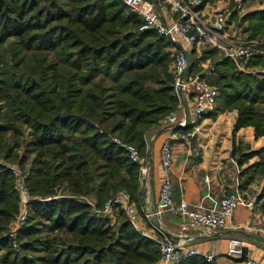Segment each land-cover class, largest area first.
I'll use <instances>...</instances> for the list:
<instances>
[{"label": "trees", "instance_id": "16d2710c", "mask_svg": "<svg viewBox=\"0 0 264 264\" xmlns=\"http://www.w3.org/2000/svg\"><path fill=\"white\" fill-rule=\"evenodd\" d=\"M242 19L247 38L264 37V8ZM140 24L121 0H0V153L28 165L36 198L14 247L9 224L18 195L0 163V264L158 263V241L122 209L113 218L99 212L118 191L138 207L144 202L141 163L113 138L135 144L141 155L147 129L179 103L174 43ZM200 53L189 71L217 50ZM213 62L216 109H236L234 130L250 125L264 136V72L241 71L221 55ZM252 63L264 69V55ZM240 148L234 142L232 155ZM262 153L264 147L239 160L258 154L255 167L264 172ZM177 264L208 263L198 254Z\"/></svg>", "mask_w": 264, "mask_h": 264}, {"label": "crops", "instance_id": "0c3cea01", "mask_svg": "<svg viewBox=\"0 0 264 264\" xmlns=\"http://www.w3.org/2000/svg\"><path fill=\"white\" fill-rule=\"evenodd\" d=\"M151 1L155 6L166 2L170 12H175L172 1ZM222 2L223 0H216V4ZM229 3L230 0L225 1L224 7L217 5L216 9H212L207 3L199 9L207 18L210 15L206 16L205 11L207 14L211 10V14L223 10ZM165 9L168 10L165 7L163 11ZM166 11L162 16L168 21ZM176 16L178 13L170 19ZM232 33L231 25L227 35ZM177 43V46H181V42ZM193 47L187 49V54L199 57L201 46ZM191 65L192 59L190 67ZM196 71L190 70L188 73ZM186 88L187 94L174 110L178 119H184L186 122L185 125L178 126L177 130L190 134L171 138L174 156L168 172L163 169L160 157L161 145L170 136L171 129L168 128L167 122L163 120L151 126L144 135L145 148L141 153L143 161L140 165L143 173L141 187L144 202L140 207L135 204L139 212V227L150 237L158 238L164 233L174 241L182 239L189 246L196 247L199 254L210 252L215 255V264H246L248 257L264 264V172L255 167V163L260 159L258 154L239 160L243 154L264 147V136H255L254 128L250 125L234 130L236 109L218 111L215 105L211 111L196 115L191 94L192 84L187 83ZM186 126L188 129H185ZM234 142L241 147V152L232 155ZM166 175L172 183L173 199L176 202L184 200L191 207H216L220 198L230 193L246 199L249 194L256 192L259 193L258 202L254 209H249L244 202L239 203L233 217L223 229L197 228L181 232V218L177 213L165 210L158 216H147L156 206L160 181ZM231 236L244 241V253L240 258H230L225 254L227 239Z\"/></svg>", "mask_w": 264, "mask_h": 264}, {"label": "built area", "instance_id": "2783aa9c", "mask_svg": "<svg viewBox=\"0 0 264 264\" xmlns=\"http://www.w3.org/2000/svg\"><path fill=\"white\" fill-rule=\"evenodd\" d=\"M125 6L135 13L140 19V29H153L158 34L167 36L174 43L172 69L174 75V93L178 97L179 103L187 94L186 84H192L191 94L193 97V108L196 115H202L211 111L216 103L219 91L208 77L214 72V63H202L203 69L189 74L190 59L187 49L193 46L210 45L215 47L221 56L229 57L235 66L245 72H257L264 69H253L252 62L257 56L264 55V38L258 40L254 38H242L237 30H233L231 35H227V30L232 25V15L236 13L238 23L246 13L244 0H230V5L223 10H217L207 18L200 12L204 7L205 0H169L172 1L174 10L178 16L166 21L160 11L151 0H121ZM205 3V4H204ZM203 5V7H199ZM180 40V41H179ZM181 42V46H177ZM168 128L171 129L170 136L162 143L160 149L161 165L168 172L173 164V148L171 138L185 137L190 133H182L177 130L178 126L185 125L184 119H178L175 110H171L165 117ZM114 141L123 146L133 161L142 163L143 159L137 147L125 142L118 136ZM0 163L7 166L13 176V186L18 195L19 211L15 223L10 227L9 235L12 238V245L18 246V230L24 224L30 202L36 198L31 196L26 173L17 162H9L0 153ZM141 167V166H140ZM259 198L258 193H251L246 199H241L234 193L223 195L216 207L207 208L204 206L191 207L186 201L176 202L172 196V183L166 175L160 181L159 195L156 206L147 216H158L163 211L169 210L180 215V231L186 232L197 228L223 229L227 226L234 214V210L241 202L249 209H254ZM122 209L130 222L142 233L139 227V212L130 194L126 191H118L107 199L99 212L115 217V212ZM144 234V233H143ZM159 245V259L157 264H177L183 259L198 255L196 247L189 246L182 239L174 241L168 234H162L155 238ZM244 241L235 236L227 239L225 254L230 258H240L243 256ZM208 264H215V255L207 252L203 254ZM246 264H262L260 261L248 257Z\"/></svg>", "mask_w": 264, "mask_h": 264}, {"label": "rangeland", "instance_id": "374dc122", "mask_svg": "<svg viewBox=\"0 0 264 264\" xmlns=\"http://www.w3.org/2000/svg\"><path fill=\"white\" fill-rule=\"evenodd\" d=\"M173 1H176V0H173ZM225 1H229V0H223V2L221 3V4H216V0H205V3L207 2L208 3V5L209 6H212L213 8L212 9H216V6L217 5H219L220 7H224V5L225 4H223ZM178 2H179V0H178ZM163 3V5H160L161 3H158V4H156V8H158V10L160 11V13L162 14V13H165V11L167 10V9H165V11H163L164 10V8L165 7H167L168 8V10L166 11V15H167V17H168V21L169 20H171L170 19V17L171 16H175V15H177V12L175 11L174 13H171L170 12V9H169V5L166 3V2H162ZM204 3V4H205ZM206 3V4H207ZM229 4H231V3H229ZM245 6H246V8H247V10H246V13L244 14V15H246V14H248V13H250V12H253V11H256V10H258V9H262V8H264V0H248V1H245ZM201 7H203V5H201ZM210 11L211 10H209L208 11V13L206 14V11L204 12V14L207 16V15H210ZM172 17V18H173ZM177 17V16H176ZM247 24V22L244 20V19H242V17H241V19H240V22L238 23V16H236L235 18H234V20H233V22H232V30H237L238 32H239V36L240 37H242V38H245L246 37V35H247V31H245L244 30V27H245V25ZM258 40H261L262 38H264V37H256ZM204 47H207V46H201L200 47V50L201 49H203ZM174 50H175V48L174 47H172L171 48V51H172V53L174 52ZM220 56V54H218V53H216L215 55H214V57H207V58H205V59H199L198 60V62H197V64H196V70L197 71H201L202 69H203V66H202V63H204V62H211V63H214L213 62V59L214 58H217V57H219ZM188 57H189V59H192L193 60V58H195L196 56H194V55H192V57L190 56V55H188ZM253 69H263V68H261L260 66H257L256 65V67L254 66V68ZM260 72H264V71H261V70H258L257 72H249V73H251V74H255V73H260ZM119 137V136H118ZM132 144V143H131ZM135 145V144H134ZM22 150V148H20V151ZM259 156V155H258ZM260 157V156H259ZM6 161H9V162H17V161H13V160H8V159H6ZM21 167V166H20ZM21 169L26 173V171L28 170V165L27 164H25L24 165V167H21ZM142 175H143V173H142V171H141V167H139V170H138V180L140 181H142ZM124 191V190H123ZM259 194V193H258ZM105 202V201H104ZM103 202V203H104ZM17 216V215H16ZM15 220H16V217H15V219L13 220V221H11V223L9 224V227H11L14 223H15ZM11 225V226H10Z\"/></svg>", "mask_w": 264, "mask_h": 264}, {"label": "water", "instance_id": "95a60500", "mask_svg": "<svg viewBox=\"0 0 264 264\" xmlns=\"http://www.w3.org/2000/svg\"><path fill=\"white\" fill-rule=\"evenodd\" d=\"M189 68H190V65H189ZM243 251H244V248H243Z\"/></svg>", "mask_w": 264, "mask_h": 264}]
</instances>
